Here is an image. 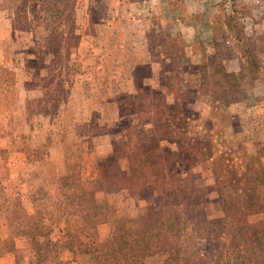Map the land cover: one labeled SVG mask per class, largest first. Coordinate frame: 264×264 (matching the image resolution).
<instances>
[{
    "label": "rangeland",
    "instance_id": "obj_1",
    "mask_svg": "<svg viewBox=\"0 0 264 264\" xmlns=\"http://www.w3.org/2000/svg\"><path fill=\"white\" fill-rule=\"evenodd\" d=\"M256 226L264 0H0V264H214Z\"/></svg>",
    "mask_w": 264,
    "mask_h": 264
},
{
    "label": "trees",
    "instance_id": "obj_2",
    "mask_svg": "<svg viewBox=\"0 0 264 264\" xmlns=\"http://www.w3.org/2000/svg\"><path fill=\"white\" fill-rule=\"evenodd\" d=\"M220 199L223 203V215L217 219L208 220L205 222V224L209 227V230H211L212 232H216L220 235H229L234 231L235 216L233 209L227 208L226 204H224V202H226V197L221 194ZM251 199V197H247L240 199V201H250ZM252 212V210L249 211V213ZM181 218L182 217L176 219L178 226L183 224L184 220H182ZM174 224L175 223L168 225L165 221L157 218V216L154 215V218L152 217L151 226L147 230L145 224L140 227L141 235H145V238L141 239H145L146 242L147 240H149L150 243L153 245V249H155V251L162 250L163 248L159 246L160 238H165L166 236L174 235V238L177 239L178 237V240L180 241L181 234L179 231H176L174 229V226H176ZM149 229H152L153 233H151ZM249 234L250 235L245 246L241 249L244 254L240 256L244 258L237 260V256H239V254L237 253L231 257L229 256L226 258H219L215 260L214 264H242L245 260H249L253 264H264V229L257 226L252 227ZM169 244L171 245V243ZM126 252L127 250H117L115 253L111 254L112 257L109 258V260L105 259L103 264H134L132 261L128 260V252ZM177 257L175 254L170 256L167 264H189L187 260L178 261Z\"/></svg>",
    "mask_w": 264,
    "mask_h": 264
}]
</instances>
